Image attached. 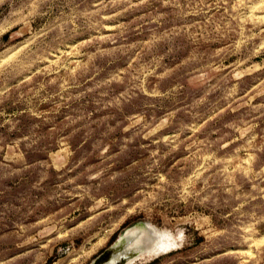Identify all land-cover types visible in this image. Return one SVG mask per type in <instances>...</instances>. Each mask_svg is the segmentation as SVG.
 Instances as JSON below:
<instances>
[{
  "label": "rangeland",
  "instance_id": "obj_1",
  "mask_svg": "<svg viewBox=\"0 0 264 264\" xmlns=\"http://www.w3.org/2000/svg\"><path fill=\"white\" fill-rule=\"evenodd\" d=\"M142 224L132 264H264V0H0V264Z\"/></svg>",
  "mask_w": 264,
  "mask_h": 264
},
{
  "label": "bare ground",
  "instance_id": "obj_2",
  "mask_svg": "<svg viewBox=\"0 0 264 264\" xmlns=\"http://www.w3.org/2000/svg\"><path fill=\"white\" fill-rule=\"evenodd\" d=\"M166 237L167 232L159 231L147 224L138 225L125 233V237L118 241L113 253L100 264H119L123 258H130L132 254L137 257L145 241L147 242L144 246L145 251L140 255L143 259H148L166 248L164 247ZM135 257L126 264L133 262Z\"/></svg>",
  "mask_w": 264,
  "mask_h": 264
},
{
  "label": "water",
  "instance_id": "obj_3",
  "mask_svg": "<svg viewBox=\"0 0 264 264\" xmlns=\"http://www.w3.org/2000/svg\"><path fill=\"white\" fill-rule=\"evenodd\" d=\"M141 224V223H140ZM134 225H137V224H133L131 225L128 229L132 228ZM124 233L125 231L123 232V236H124ZM118 243V242H117ZM117 243L113 246H111L109 249L105 250L98 258H96L92 264H100L102 263L104 260H106V258L109 257V255H111L113 253V251L115 250V246L117 245ZM134 254H132L131 256H129L130 258H123L121 260V262L119 264H126L128 263L129 261H131V259H133L135 256H133ZM135 261V260H134ZM133 261V262H134ZM132 262V263H133ZM131 263V264H132Z\"/></svg>",
  "mask_w": 264,
  "mask_h": 264
}]
</instances>
